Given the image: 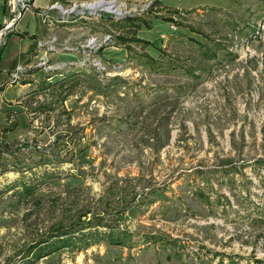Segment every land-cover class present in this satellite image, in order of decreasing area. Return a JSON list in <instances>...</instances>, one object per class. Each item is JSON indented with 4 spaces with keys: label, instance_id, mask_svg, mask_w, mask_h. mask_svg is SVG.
<instances>
[{
    "label": "rangeland",
    "instance_id": "374dc122",
    "mask_svg": "<svg viewBox=\"0 0 264 264\" xmlns=\"http://www.w3.org/2000/svg\"><path fill=\"white\" fill-rule=\"evenodd\" d=\"M24 4L0 0V48ZM45 11L5 81L30 86L0 143V264H264V0Z\"/></svg>",
    "mask_w": 264,
    "mask_h": 264
},
{
    "label": "crops",
    "instance_id": "0c3cea01",
    "mask_svg": "<svg viewBox=\"0 0 264 264\" xmlns=\"http://www.w3.org/2000/svg\"><path fill=\"white\" fill-rule=\"evenodd\" d=\"M24 1L27 2V8L23 10L22 15L20 13L21 17L14 24L15 28L8 32L9 35L0 48V143L4 129L9 127L14 118H20V109L23 108L21 102L27 97L30 86V84L17 82L6 84L5 81L10 75L22 70L20 68L24 58L34 47L36 41L33 36L37 35L40 30L36 16L40 17V13H45L51 3V0ZM5 23L7 19L4 16L0 17V25L3 27Z\"/></svg>",
    "mask_w": 264,
    "mask_h": 264
},
{
    "label": "bare ground",
    "instance_id": "6f19581e",
    "mask_svg": "<svg viewBox=\"0 0 264 264\" xmlns=\"http://www.w3.org/2000/svg\"><path fill=\"white\" fill-rule=\"evenodd\" d=\"M111 3V2H110ZM108 3V4H110ZM106 4L104 1H98L96 4L94 5H85V8L90 10V11H94L96 9H104V10H111L113 7H111L110 5ZM111 8V9H110ZM111 12V11H110Z\"/></svg>",
    "mask_w": 264,
    "mask_h": 264
},
{
    "label": "water",
    "instance_id": "95a60500",
    "mask_svg": "<svg viewBox=\"0 0 264 264\" xmlns=\"http://www.w3.org/2000/svg\"><path fill=\"white\" fill-rule=\"evenodd\" d=\"M110 6H111V7H114V3L111 2V3H110ZM63 12L66 13V11H63ZM16 13H17V15H16V19H14L13 23H10L8 26H6V27L1 31V34L4 33L5 31H7L8 29H10V28L15 24L16 20H17V19L19 18V16H20V12H19L18 9H17Z\"/></svg>",
    "mask_w": 264,
    "mask_h": 264
},
{
    "label": "trees",
    "instance_id": "16d2710c",
    "mask_svg": "<svg viewBox=\"0 0 264 264\" xmlns=\"http://www.w3.org/2000/svg\"><path fill=\"white\" fill-rule=\"evenodd\" d=\"M54 2H55V0H51L50 5H52ZM152 64H154V63H152ZM85 236H88V235H85ZM89 237H92V236L89 235ZM70 243H72V241H70ZM62 244H64V242H61V243H60L59 248H60V246H62ZM62 247H65V246H62Z\"/></svg>",
    "mask_w": 264,
    "mask_h": 264
},
{
    "label": "built area",
    "instance_id": "2783aa9c",
    "mask_svg": "<svg viewBox=\"0 0 264 264\" xmlns=\"http://www.w3.org/2000/svg\"><path fill=\"white\" fill-rule=\"evenodd\" d=\"M23 7L27 8V4H24Z\"/></svg>",
    "mask_w": 264,
    "mask_h": 264
}]
</instances>
